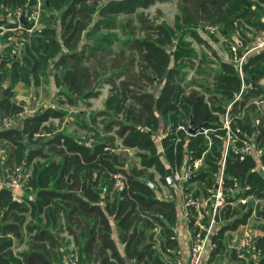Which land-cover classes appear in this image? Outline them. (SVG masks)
Here are the masks:
<instances>
[{"label": "trees", "instance_id": "1", "mask_svg": "<svg viewBox=\"0 0 264 264\" xmlns=\"http://www.w3.org/2000/svg\"><path fill=\"white\" fill-rule=\"evenodd\" d=\"M46 1L45 7L53 4L60 11L55 19L63 45L68 51L50 65L47 63L48 56L40 55L46 60L41 72L46 80L50 77L47 71L51 70L56 86L72 93L74 96L67 92L65 95L74 102L99 96L94 92V86L103 79L105 59L114 56L120 60L126 59L128 65H124L118 74V78H126L120 87L110 81L106 82L112 85L113 90L121 91L118 95L119 103L114 107V112L99 113L108 117L107 122H98L93 115L92 125H104V131L90 136L88 141L79 142L64 132H56L49 139H42L45 130L42 128L43 123L65 116V113L53 108L26 117L21 126L1 128V147L9 148L10 160L2 163L0 155V176L6 167L30 164L32 158L38 155L42 158L56 156L59 160L35 167L27 188L32 197L24 198L23 202L16 201L11 191L0 189V264H68L64 262L62 247L57 245L62 233L73 237L83 264H90L93 254L96 258L92 264H125L112 239L111 222L118 228L119 240L126 244L128 257L136 260L137 264H163L158 259L157 250L153 249L155 243L145 244V235L147 231L159 227L163 237L160 249H177L178 241L174 231L176 205L158 199L155 190L142 178L143 174L138 172L137 167L125 170L127 154L124 150L117 153L118 149L122 150L115 143L119 139L125 150L136 148L150 151L158 146L164 147V161L154 151L151 155L140 154L139 157L142 158L143 166L156 169L160 181L166 186L169 185L168 178L189 162L188 158L200 159L204 156V165L183 185L197 183L205 193L204 196L212 193L217 184L227 135L223 126L215 124L218 119L214 113L225 114L226 107L223 106L235 99L241 90L242 80L236 64L224 62L216 55L219 59V72L212 78L216 84L213 90L196 81L186 83V66L180 65L178 61L184 57L187 60L193 58L190 44H183L179 39L174 47L173 39L182 28L195 33L196 29L205 27L207 22L214 23L216 6H226L225 12L217 9V14L223 22L229 21L232 28L236 17L246 14L241 6L247 0H221V3L219 0H179L177 6L181 16L178 22L183 23L184 27L177 30L165 23H152L144 16H139L137 26H131L129 21L121 29L128 39L122 42L116 55L112 43L103 34L115 29L111 26L116 20L113 15L134 14L138 7L148 9L157 1L167 0L105 3H100L102 0ZM35 4L36 0H0V8L8 9L5 15L11 17L10 21L0 20V24L6 25L8 29L17 27L18 20L13 13L23 7L29 10ZM227 30V27L224 28V32ZM55 34L57 31L46 28L41 38L53 37ZM11 41L24 44L17 36ZM170 46L174 47L173 52L169 50ZM181 47L186 50H181ZM245 47L246 44H243L239 48L240 54H243ZM24 49L26 53L23 59L27 62L31 60L29 57L35 56V52H39L35 43L31 47L25 44ZM129 52L132 55L126 58ZM12 62V71H16L12 74L15 83L18 78V62ZM0 65L3 68L7 62H1ZM34 73L32 71L31 74ZM244 74V80L254 86L264 78V50L253 52L246 58ZM1 82L2 76L0 86ZM155 86L159 88L155 90ZM197 88H201L204 93ZM261 94L264 95V92L254 89L245 95L243 101L233 104V115L237 119L231 123V127L241 138L246 134L248 139H253L264 151V121L261 122L258 115L250 117L254 109L245 113L243 111L249 98H257ZM13 98L12 88L3 91L0 96V112L4 111L9 117L19 116L24 111ZM113 101H116V97L110 96L107 106L111 107ZM189 123H192L193 129L202 126V130L193 135L189 131ZM161 125L167 133L161 135L162 141L158 144L153 130ZM179 127L186 128L187 139L183 131H177ZM212 130L215 132H210ZM112 131L115 136H107ZM205 131L209 132L204 134ZM36 135L37 148L36 143L32 144ZM45 149H48L47 153ZM260 161L264 165V154ZM228 162L230 167L225 174L228 201H233V198H230L227 191L239 185L241 192L236 194V199L248 196L255 190L256 182L260 183L257 196H264V171L259 169L256 155H245L230 149ZM117 174L124 175L126 184L123 189L114 191ZM201 191H197L196 196H200ZM253 210V202H248L236 208L228 205L220 211L217 221L225 226L217 234L213 233L209 240L207 264H212L215 257L226 250L223 244L224 233L246 225ZM256 210L255 219L264 223V208L257 207ZM190 231L195 236L197 228L192 225ZM84 240L86 243L83 244ZM15 243L26 244L27 250L14 254ZM255 250H260V254L247 258L248 262L239 258L236 250L231 251V259L234 264H264V237L256 238Z\"/></svg>", "mask_w": 264, "mask_h": 264}, {"label": "rangeland", "instance_id": "2", "mask_svg": "<svg viewBox=\"0 0 264 264\" xmlns=\"http://www.w3.org/2000/svg\"><path fill=\"white\" fill-rule=\"evenodd\" d=\"M109 1H118L122 2L123 0H102L100 3H105ZM179 0H167L159 2L157 1L155 5L149 7L148 9H143L141 7H138L136 9V13L134 14H122V15H113V17L116 19L111 26H114V30L111 31H105L103 32L104 35H107L108 41L112 43L113 53L116 55L119 52L120 46L122 42L126 41L128 37L124 35L121 31L123 30V26H125L129 21L131 23V26H137V18L139 16H144L145 19L149 20L152 23H165L170 28H173L174 30H177V28H181L183 26L181 22H178V18L181 16L180 9L177 6ZM42 3V11H41V20L40 25L36 28L35 32L26 36V34L22 35H16L20 39H22L21 50L17 51L18 54V69L22 70V73L24 76H26L28 79L27 81L23 82L22 86L23 88H19V92L27 93V90L29 91L32 89L35 94L37 95V98L41 101H38L40 104V109L45 110L49 108H53L57 111L65 113V116L57 121L55 120H48L46 123H43L42 128H45L44 134L41 135L42 139H46L51 135L56 134V132H64L67 135H71L75 140L77 141H88L90 136H96L97 133H101L104 131V125L101 126H95L92 125V117L93 115L96 117L98 122H107L109 119L106 115L102 116L99 113L101 112H114L115 106L119 103V97L120 94L119 89H112V85L106 83L107 81L112 82L116 87H120L121 82L124 78L120 76L118 78V74L121 71L122 67L124 65H128L126 63V59L120 60L114 57H110L108 59L103 60V64L105 66V70L102 72L103 79L100 82H97L94 86V92H97L99 94L96 98L91 99H80L76 100L74 102L71 101V98H67L65 93L74 96L72 93L66 91L62 88H56L54 85V80L52 78L53 72L51 70H48V74L50 75L48 81L41 75L42 69L44 65L46 64L40 55H47L48 60L47 63L53 64L55 63L59 58L60 55L64 53V45L63 41L59 34V26L56 22V17L59 14V9L56 5L51 4V6L45 7L47 5L46 0H41ZM219 3H221V0H219ZM241 6L242 9L246 10V14L243 16L236 17L234 20L232 28L230 27L229 21L223 22L220 18V15L217 14V9H221L223 12L226 11V6H222L220 8L214 9V23H208L205 24V27L201 26L200 28L196 29L193 33L190 29L186 30L182 28L177 34H175L173 39L174 47L176 46L178 40L180 39L183 44H190L189 50L192 52L193 58L187 60V58H180L178 63L182 66H186L184 69V72L186 74V83H191L192 81H196L199 84H203L205 88H208L209 90H213L216 87L215 80L213 81V77L217 74L216 72H219V59L222 60L220 57L219 59L216 57V55L226 54L229 57V62L231 61V49L230 47L232 44H234L233 38L236 36L239 40L242 39L243 44H246V47H250L251 45V37L248 36L250 39L249 43L246 42V37L243 35L244 24L247 19L252 18V15L254 14L256 17V13H259L260 9H257L255 7L252 8L251 1L247 0V3L244 2ZM50 7V8H49ZM50 9V10H49ZM257 11V12H256ZM256 12V13H255ZM5 15L0 11V16ZM234 16H238L237 13H233ZM96 17V15H95ZM106 21V19H102ZM108 22V21H107ZM110 23V22H109ZM229 26V27H228ZM7 27V26H5ZM184 27V26H183ZM228 28L226 32H224V28ZM46 28H51L55 31H57V35L53 37H47V38H41V33L46 30ZM264 27H258L255 28L256 30H252L250 36H253L256 32L262 31ZM122 29V30H121ZM230 32V33H228ZM182 36V38H180ZM9 33H5L0 36V43L5 44L8 42ZM10 45L8 46L9 52H13L12 49L14 47V42L9 41ZM36 44V46L39 48V54L34 53L35 56H31V60L29 62L24 61L22 56L26 53L24 46L25 44L29 47L33 46V44ZM174 47L170 46L169 50L173 52ZM244 48V49H245ZM181 50H186V48L181 47ZM38 54V55H36ZM131 52H129L126 56L128 58L130 56ZM132 55V54H131ZM36 60V61H35ZM224 60V59H223ZM35 63L32 65L31 63ZM225 62V61H224ZM32 69V70H31ZM30 70V72H29ZM205 70V72H204ZM32 71H35L34 74H31ZM245 75V74H244ZM210 76V78H208ZM246 82V81H245ZM33 83V84H32ZM248 83V82H246ZM31 85H33L31 87ZM42 86V87H41ZM253 90H261L264 92V83H257L256 86H252ZM27 88V90H26ZM159 86H155V90L158 89ZM148 89V88H147ZM152 91V89H148ZM197 90L201 93H204L201 88H197ZM110 96H115L116 101L111 103V107L107 106V100ZM15 97V96H14ZM264 99V95L261 94L257 98H249L248 103L243 107L244 113L253 110L250 112V117L255 118L257 117L259 119L262 118L264 115V105L257 106L255 105L256 101H260ZM229 105V104H228ZM227 105V106H228ZM23 108H25L24 105H21ZM227 106H223L227 108ZM26 106V108H28ZM114 108V109H113ZM38 108L34 107L29 110H24L25 116H32L36 114L40 110H36ZM232 117V122L237 119L233 115V111L230 114ZM225 114L221 113H214V117L218 119L215 124H220L221 126H224L225 122ZM1 119L7 118L6 113L3 111L0 113ZM118 118H122L121 115H117ZM15 123L18 126L17 122H19V119H17V116L14 117ZM1 120V121H2ZM125 120V119H123ZM231 122V123H232ZM14 123V124H15ZM13 127H17L16 125ZM11 126V127H12ZM90 128V129H89ZM224 129V128H223ZM95 132V133H93ZM209 131L204 134H207ZM215 132V130L210 131ZM155 140H157L158 144H160L161 135H164L167 133V131L164 129L163 125H161L158 129L153 130ZM185 139L188 138V132H184ZM107 136H115V133L112 131V133L108 134ZM37 135L33 138L32 144L35 145L37 142ZM177 142H180V139H177ZM6 143V142H4ZM211 145V144H210ZM115 146H119L120 149H118L117 153L123 152L127 154V160H126V169L129 170L132 167H137L138 172L142 173V178L145 179L146 182H150L152 184H156V187L159 186V179L160 176L156 169L154 167L147 168L142 165V158L139 157L140 154L145 155H151L153 154V151L158 154L161 158V160H165L164 155V147L158 146L155 150L150 151H140L139 149H123L120 145L119 139L116 140ZM37 148V143H36ZM51 155V154H48ZM52 156V155H51ZM59 159H57L56 156L49 157V158H42L40 155L35 156L32 158L30 164H26L27 170L30 173V180L33 177L34 169L38 166H45L49 162H58ZM203 165H204V156H203ZM171 172V171H170ZM172 174V173H171ZM153 176V178H152ZM259 183V182H256ZM255 183V186H256ZM166 187L164 183H161ZM197 184V183H196ZM198 185V184H197ZM194 185L187 186L193 193H196L199 191L197 187H193ZM159 195H161V190H159ZM233 195L236 196L237 192H241V189L239 188V185L233 188ZM201 191V190H200ZM203 194H205L203 191L200 192V198H204ZM30 197V196H29ZM23 202V201H22ZM237 202V201H236ZM239 203L233 204L232 207H237ZM207 219H203V222ZM205 224V223H204ZM264 228V223L257 221L255 218L252 219L249 230H251L254 234V229ZM66 246V245H65ZM67 253H74L78 252V249L72 248L70 249L68 246L64 249ZM225 251L223 252V254ZM219 256H223L222 254ZM214 264V262L212 263Z\"/></svg>", "mask_w": 264, "mask_h": 264}, {"label": "built area", "instance_id": "3", "mask_svg": "<svg viewBox=\"0 0 264 264\" xmlns=\"http://www.w3.org/2000/svg\"><path fill=\"white\" fill-rule=\"evenodd\" d=\"M41 11L42 3L41 0H36V4L31 6L26 12V21L28 26H25L18 22L17 27L14 30L19 32V35L22 34H32L35 32L36 28L40 25L41 20ZM22 14V9H17L15 16L17 20H20ZM11 29H8L10 31ZM251 33V32H250ZM251 37V45L244 49L243 54L239 53V48L242 47L243 41L239 40L236 36L233 38L234 44L230 47L231 49V60L236 64L239 76L242 80V87L240 92L237 94L235 99L230 103L225 111V122L223 128L227 131L225 137V150L223 159L220 164V172L217 179V184L214 186L212 193L209 196H205L203 199L200 196H196V193H193L190 189H184L183 191V206L185 212V226L186 229L190 231L192 225L197 228V233L195 236H192L191 246L189 251V261L187 264H207L208 254L207 247L209 240L213 234L214 228L219 223L217 221V216L220 211L228 205H233L236 203L245 205L248 202H253L254 210L252 217L256 216V209L264 208V196H257V193L260 189V183H256L255 190L248 196H241L236 199V196L233 195V188L230 189V198H233V201H228L226 199V184H225V174L227 169L230 167L228 162L229 150L233 149L235 152H240L245 155H256L259 159V169L264 171V165L260 161L264 151L259 146L254 143L253 139H248L246 134L241 138L232 130L231 122V111L233 109V104L236 102H241L244 100L245 95L253 90V85L251 83H246L244 78V63L248 56L256 51L264 50V29L260 32H256L253 36L247 34ZM255 105L261 106L264 105V100L256 101ZM244 114V113H243ZM240 117L242 115H239ZM262 120V121H261ZM261 122L264 121V115L260 119ZM15 122L14 117H7L1 121V128L8 129ZM264 128V123H263ZM177 131L187 132L185 127H179ZM207 131H205L206 133ZM189 162L176 170L171 176L173 179L172 184H177L183 186V184L191 179L196 172L203 166V158L193 159L192 157L188 158ZM30 181V173L27 170L26 163L15 164L12 167H6L3 174L0 176V189H6L11 191L13 198L16 201H21V193L24 190H27L28 184ZM126 178L123 174H117L115 176L114 191H119L125 187ZM238 193V192H237ZM237 201V202H236ZM210 211L211 221L208 225L202 223L205 217V212ZM255 241L256 236L249 229H246L241 237L239 245L237 246V254L239 258L244 259L246 262L249 261L250 257L257 253L260 254V250H255ZM249 258V259H247ZM79 253L72 252L67 254L66 263L68 264H83L81 262Z\"/></svg>", "mask_w": 264, "mask_h": 264}, {"label": "crops", "instance_id": "4", "mask_svg": "<svg viewBox=\"0 0 264 264\" xmlns=\"http://www.w3.org/2000/svg\"><path fill=\"white\" fill-rule=\"evenodd\" d=\"M252 3V8L254 9L255 7H257V9H260L259 13H256V17L254 19L253 16H255L254 14L252 15V18H249L246 20L245 24H244V31H243V35L246 37V42L249 43L250 39L248 38L247 34H249L248 32H251L252 30H256L255 28L258 27H264V0H249ZM0 11L4 14L8 13L9 10L8 9H2L0 8ZM16 12V11H15ZM15 12L13 14H15ZM15 16V15H14ZM9 20L11 19V17L8 15H3L0 16V20ZM18 22L20 23V20L18 19ZM6 25H2L0 24V36L5 34V33H9V38H8V42L5 44H1L0 43V64L1 62H7V65L3 66V68H0V76H2V82H1V86H0V96H2L3 91L12 88V92L14 94V98L13 101L17 104V105H24L25 108L24 110H29L31 108H38L36 110H41L40 109V104L38 103V101H41L40 99L37 98V95L35 94V92L30 89L29 91L27 90V93H22L19 92V88H23L22 84L23 82L27 81L28 78H26V76L23 75L22 70L18 69L17 70V75L18 78L16 80L15 83H13L12 80V74L16 73V71H12V60H15V62H18V54L16 53L17 51L21 50V43L14 44V47L12 48L14 51L13 52H9L10 50H8V46L10 45V42L14 36L19 35V32L17 30H14L16 27L12 28L10 31H8V28L5 27ZM264 29V28H263ZM262 29V30H263ZM61 37V35H60ZM68 51L66 50V48L64 47V53L66 54ZM62 54V55H63ZM60 55V56H62ZM217 57H220L223 61L228 62L229 61V57L226 54H221V55H217ZM23 58V56H22ZM3 64V63H2ZM1 67V65H0ZM53 78V76H52ZM54 80V79H53ZM48 81V80H46ZM260 83H264V78L261 79L259 81ZM33 84V83H32ZM54 85L55 87L58 89L59 87L56 86L55 81H54ZM33 85H31L32 87ZM42 87V86H41ZM28 108H26V106H28ZM1 113V112H0ZM9 117V116H7ZM28 116L24 115V111L21 115L17 116V119H19V122H17L18 126H21V122L23 121V119H25ZM1 120V117H0ZM57 121V120H55ZM16 122V121H15ZM14 122V123H15ZM13 123V124H14ZM1 125V123H0ZM16 125V123L14 124V126ZM17 126V125H16ZM17 126V127H18ZM13 127V126H12ZM0 130H1V126H0ZM60 132V131H58ZM52 136V135H51ZM49 136V137H51ZM49 137L47 139H49ZM2 143H0V155H1V162L5 163L7 162V160H10V150L8 147L4 148L1 147ZM48 149H45V153H47ZM58 159V158H57ZM149 184V186H153L154 188H152L153 190H155V195L158 199L165 201V202H174L176 205V211H177V221H176V225H175V233H176V237H177V241H178V247L177 249H173V250H167V251H162L160 249V242L162 240V232L160 231L159 227H156L154 229V231L149 230L146 233V242L145 244L149 243H155V245L153 246V249L157 250L158 252V259L161 260V262L163 264H187L189 261V251H190V246H191V239H192V233L191 231L186 229L185 226V212H184V206H183V191L184 189H189L187 186L189 185H194L193 187H197V189L200 191L201 189L199 188V186L196 183H190L187 184V186L183 185H177V184H169L168 186L164 187V185H162L160 179H159V186L160 187H156V184H152L150 182H147ZM158 188H160L159 190H161V195H159V191ZM22 199L19 202L24 201V198L29 196L32 197V194L30 193V190H24L21 193ZM204 196V195H203ZM205 197V196H204ZM210 209L208 208V211H206L205 214V219H207L206 221H204V223L206 225L209 224V222L211 221V217H210ZM255 217H251L248 221V223L246 225H241L240 227H238L237 230L232 231H226L224 233V239H223V244L226 248L225 253L222 255L223 256H219L217 255L215 257L214 260V264H234L232 259H231V251L232 250H236L237 253V246L239 245V242L241 240V237L243 236V233L246 229H249L250 223L252 221V219H254ZM112 224V232H111V236L112 239L117 247V250L120 254V256L123 258L124 263L125 264H137L136 260H134L133 258L128 257V254L126 253V244L121 242L119 240V232H118V228L114 225L113 222H111ZM225 224H223L222 222L217 223V225L214 228L213 233L217 234L218 230L221 227H224ZM138 228L140 229L141 226L139 224ZM251 231V230H250ZM252 232V231H251ZM255 232V236L257 237H264V228H259V229H254ZM153 234V237H151V235ZM86 243V240L83 241V244ZM57 245L58 247H62V251H64V249L66 248V246H68L70 249L75 248L78 249V246L76 245L75 240L73 239L72 236L67 235V233H62L60 235V240L57 241ZM66 245V246H65ZM27 250V245L24 243H15L14 247H13V252L14 254H19L21 252H25ZM67 252L64 251V262H66V258H67ZM221 255V254H220ZM92 259L90 260V264L93 263L94 259L96 258L95 255H91Z\"/></svg>", "mask_w": 264, "mask_h": 264}, {"label": "water", "instance_id": "5", "mask_svg": "<svg viewBox=\"0 0 264 264\" xmlns=\"http://www.w3.org/2000/svg\"><path fill=\"white\" fill-rule=\"evenodd\" d=\"M26 12H27V7H23L22 8V14H21V17H20V23L23 24V25H25V26H28V23L26 21ZM188 127H189V131L193 135L199 133L202 130V126H199L198 128L193 129L192 128V123H189L188 124ZM168 182H169V184H172L173 183V179H172L171 176L168 178ZM151 187L154 188L153 186H151Z\"/></svg>", "mask_w": 264, "mask_h": 264}]
</instances>
